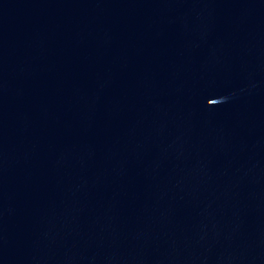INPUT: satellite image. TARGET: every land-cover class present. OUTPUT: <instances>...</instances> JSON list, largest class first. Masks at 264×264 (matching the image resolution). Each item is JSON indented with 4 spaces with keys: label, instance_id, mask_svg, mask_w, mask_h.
Wrapping results in <instances>:
<instances>
[{
    "label": "water",
    "instance_id": "water-1",
    "mask_svg": "<svg viewBox=\"0 0 264 264\" xmlns=\"http://www.w3.org/2000/svg\"><path fill=\"white\" fill-rule=\"evenodd\" d=\"M0 264H264V0H0Z\"/></svg>",
    "mask_w": 264,
    "mask_h": 264
}]
</instances>
